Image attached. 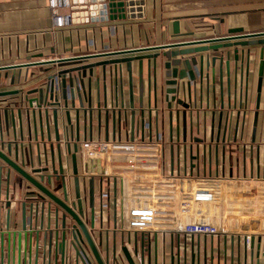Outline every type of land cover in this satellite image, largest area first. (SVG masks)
<instances>
[{
  "label": "crops",
  "instance_id": "1",
  "mask_svg": "<svg viewBox=\"0 0 264 264\" xmlns=\"http://www.w3.org/2000/svg\"><path fill=\"white\" fill-rule=\"evenodd\" d=\"M49 2L50 0H0V68L29 65L0 71V133L6 143L17 140L26 150L31 148L37 166L38 149L44 162V145L47 146L51 166V146L54 144L57 154L56 137L59 135L63 161L69 175L68 191L71 201L76 197L75 177L72 156L66 150L71 147L73 153L74 147H79L86 140L142 141V138L156 139L161 135L166 148L167 171L168 161L173 159L169 154L171 148L174 147L176 152V175L199 174L206 178L264 180V71L262 87H259L260 53L264 46H234L177 57L176 60L194 57L199 60L204 57L205 78H198L192 84L191 97L188 96L189 80L179 81L177 101L184 102L189 108L177 101L173 102L172 95L168 97L167 90L173 86L167 85V82L173 79L167 77V59L162 55L170 51L211 45L97 58L79 64L48 63L64 58L226 37L235 29H242L245 34L264 32V0H144L141 9H136L140 11L129 12L126 19L111 20L109 9L107 13L97 10L94 16L90 15L89 20L76 17L63 28L55 26V12L50 8ZM106 3L108 5L109 0ZM72 8L73 5L70 9H60L59 14H74ZM236 50L239 51L238 61L235 60ZM159 54L158 58L144 59L143 63L133 59ZM228 54L230 70L224 65L223 93L220 58L227 62ZM214 58H217L215 76L212 65L210 68L208 66ZM124 59L133 61L130 64L121 63ZM115 60L120 61L98 66ZM88 66H93V76L90 69L82 72L84 88L81 87L82 83L80 86L75 83L74 94L73 86L67 81L68 108L64 109L66 90L57 94L61 107L55 105L47 108L51 117L48 130L44 115L41 124L40 110L37 107L40 104L39 91L46 93L47 81L61 71ZM182 69L183 66L179 68ZM76 74L73 73L74 77ZM29 101L37 102L34 103V108L29 106ZM54 110L58 112V132L52 116ZM67 111L71 114V126L67 122ZM48 138H51L49 142ZM71 138L74 140L69 142ZM55 160L58 161L57 156ZM3 165L0 161V167ZM29 170L28 168L27 171ZM78 172L81 195L86 199L84 203L88 208L90 177L83 175L80 164ZM3 174L5 178L7 170ZM94 184L97 204L98 195L108 187H102L100 178H95ZM27 186L26 181L11 171L10 197L15 196L11 207V232L21 230V213L17 215L16 212L19 202L26 197ZM114 186L113 183L110 184L113 192ZM6 189L7 183L4 181L0 229L6 226ZM56 195L62 198L61 191ZM114 208L113 201V213ZM87 212L85 211V219L89 221L90 212ZM113 213L108 214L104 223L96 222L93 234L104 260L109 251L110 264H128L123 254L124 248L131 252L136 264H141L142 258L145 264L149 261L151 264H264L263 243L259 249L260 236H255L254 247H251V239L246 234L214 239L195 237L186 246L183 244L184 238L179 240L171 234L135 236L118 232L115 230ZM43 219L42 227L40 218L38 234H34L29 243L23 239L21 249L17 247L16 252L12 247L13 243L8 244L6 238L4 248L0 247V254L4 253V261L0 260V264H63L60 248L57 247L62 238L61 226L57 228L52 220L49 229L47 214ZM67 222L73 223L70 218ZM263 225L264 222L262 229ZM259 227V222L257 228L253 224V229ZM99 236L102 237V247H99ZM124 238L128 245H122ZM67 239L70 240L71 235ZM68 250L70 259L64 264H83L82 260H76L72 247ZM89 254L93 256L91 252Z\"/></svg>",
  "mask_w": 264,
  "mask_h": 264
},
{
  "label": "built area",
  "instance_id": "2",
  "mask_svg": "<svg viewBox=\"0 0 264 264\" xmlns=\"http://www.w3.org/2000/svg\"><path fill=\"white\" fill-rule=\"evenodd\" d=\"M106 1L92 0L91 17L97 10L107 13ZM49 5L55 12L56 27L63 28L72 22L73 14H59L60 9L72 7V0H50ZM52 87L57 97L62 90L61 78L48 80L46 89ZM72 140L69 139V142ZM165 155L161 135L156 139L142 138V141L81 142L77 161L82 170L90 159L106 162L105 174L95 177L101 179L103 188L104 185L108 187L98 195L96 222L104 223L108 214L113 213L114 201V212L119 218L115 230L121 233L135 236L171 234L179 240L195 237L214 239L238 234H246L248 239L253 236L264 238L263 179L176 175L167 171ZM111 183L115 185L117 197H114ZM232 221L237 222V228L232 227ZM255 221L259 222V229H253ZM71 245L72 239H67L65 261L70 259L68 249ZM82 246L87 249L85 244ZM81 255L83 264H90L83 251ZM0 260H3L2 253Z\"/></svg>",
  "mask_w": 264,
  "mask_h": 264
},
{
  "label": "water",
  "instance_id": "3",
  "mask_svg": "<svg viewBox=\"0 0 264 264\" xmlns=\"http://www.w3.org/2000/svg\"><path fill=\"white\" fill-rule=\"evenodd\" d=\"M92 0H72L73 8L72 10L75 12L73 14V19L76 17H83L87 18L89 20V17L91 15V11H93V6L91 4ZM144 5V0H109V3L107 5V8L109 9L110 19L111 20H117V19H126L128 17V13H135L136 9H141L140 7ZM83 12V14L81 12ZM134 15V14H133ZM178 36V35H177ZM259 39V40H255ZM201 45H211L210 47H202L197 49H189V50H183V51H170L163 53L162 57L167 59V62L165 63V68L168 70L167 77L173 80H170L167 82V85L176 87V89H169L167 90L168 94H176L177 90L179 88V81L188 79L189 82L187 83V86L189 88L188 90V96L191 95V86L193 83L197 81V79L204 80V57H201L199 60L197 57L191 58V59H178L177 57L190 55V54H198L202 52H209L211 50L217 51L221 48H231L234 46H241V47H248V46H264V32H258V33H250L245 34L244 30L242 29H235L231 30L229 32V36L226 37H220V38H212V39H206V40H193V41H185V42H176L171 44H166L162 46L157 47H150V48H142L137 50H130L125 52H113L108 54H93L88 56H80L75 58H64L59 59L56 61H51L48 63L51 64H58V65H67V64H79L91 59H97V58H104V57H116V56H122V55H130V54H138V53H145V52H151V51H164V50H173L178 48H184V47H193V46H201ZM159 55L156 56H142L137 59L138 61H141L143 63L144 59H156ZM147 57V58H145ZM230 55L228 54V61L225 62L224 58H220L221 61V75H220V81H221V87L222 92L224 93L223 88V82H224V75H223V67L226 65L228 71L230 70ZM261 58V64H260V89L262 87V76L264 71V49L261 50L260 53ZM133 59H124L121 63H128L130 64ZM235 60H239V51H235ZM120 60H115L114 62H106L105 64H99L98 66H107L110 64L118 63ZM217 58H214L211 63H208V66L212 65L213 67V74L215 76V67H216ZM140 65H143V64ZM226 63V64H225ZM30 65H36V64H30ZM29 65H22V66H14V67H5L0 68V71L8 70L9 68H19ZM183 66L182 70H179V68ZM93 66H88V68L79 67L74 68L71 70H64L61 71L60 74H57L55 77L61 78V85L62 90H66V96L65 100L66 103L64 104V109L68 108V94H67V82L65 79L69 78V74L77 73L75 77H73V80L75 83L80 86L82 83V88H84V74H82L83 71H86V69H90V74L93 76V71L91 70ZM199 70H196L198 69ZM68 75V77L66 76ZM66 76V77H64ZM50 79V80H52ZM208 79V77H206ZM81 80V81H80ZM72 86V83H70ZM80 90V89H79ZM40 99H39V105L38 110H40V115L43 113V108H46L45 110V118H46V124L48 127V130H50V114H49V107L51 106H59L61 107V103L57 102L52 104L51 101L54 99L57 100L58 97H55L53 93V87L50 88V90L46 89V93H44L43 90L39 91ZM73 99V96H72ZM172 101H177L175 97L172 98ZM82 102V101H81ZM179 104L184 106L185 108H189V105L184 104V102H181L180 100L177 101ZM34 103L29 101V106L31 108H34ZM83 103V102H82ZM83 106V104H81ZM171 107V104H170ZM43 115V114H42ZM79 115V114H78ZM53 120L54 125L57 128V132L59 130V120H58V112L57 110L53 111ZM67 116V122L71 126L72 125V119L70 112H66ZM114 116L116 117V112L114 113ZM79 116H77V119L79 121ZM7 124V120H6ZM41 124H43L42 116H41ZM14 128H16V122H14ZM49 134V133H48ZM50 135V134H49ZM38 139V137H36ZM51 138H48V142ZM21 140L23 141V134L21 135ZM44 138H42V141ZM56 142L58 144L56 150L57 154L54 149V144H52V159H51V166L49 165L48 157H47V146L44 145V162L42 161V154L40 149L37 151V157H38V166L35 163L34 153L32 149H25L23 145L19 144L17 140H14V142L6 143L3 139V134L0 133V161L4 163L3 166L0 167V202L3 196V183L4 181L7 183V189L5 194V199L7 202H4V206L7 209V215H6V226L5 228L0 229V244L1 247L4 248L6 238L7 243L11 244L13 243L14 252H16V248L21 249L23 245V239L28 243L29 240L34 236V234H38V228L39 225L42 223V227L44 225V216L47 214V225L50 229V226L52 224V220L55 222V226L58 228V226H61L62 231V238H61V248H60V255L63 259V264L65 262V251H66V240H67V234L72 236V245L74 248L80 244V241H83V243L86 245V248L88 251H90L96 261V264H110V257H109V251L107 259H103L99 248L97 247L93 234L96 231V207L94 204V190H95V177L96 176H103L106 172V162L102 159H90L87 163L83 166V175L85 177H90V183H89V207L86 208L85 203L86 199L82 198V191H81V185H80V178H79V172H78V161H77V151L78 146L76 145L74 147V152L72 153L71 147H67V154L72 156V163H73V176L75 177L74 180V186H75V192L76 197L75 200L71 202L70 200V194L68 191V176H67V170L64 167V161H63V151H62V145L60 144V137L57 135ZM187 151V150H185ZM14 152V159H12ZM57 156L58 161L55 160V157ZM184 157H186V152L184 154ZM43 163L46 164L43 166ZM30 169L27 171V169ZM4 170H7V175L4 178ZM11 171L16 172L20 178L28 183L26 193V197L23 201L19 202V208L16 212L17 215H19V212L21 213V230L11 232V217H12V201L15 199V196L10 197V182H11ZM50 172V173H49ZM5 179V180H4ZM21 189L22 185L20 184ZM16 188V186H15ZM59 191L62 192V198L57 196L56 193ZM85 211L90 212V220L85 221ZM54 214V216L52 215ZM61 214V216H60ZM41 218V223H40ZM70 218L73 222V224L69 225L67 222V219ZM90 226V229H89ZM264 226V225H263ZM232 227H237V222L232 221ZM258 227V222L254 223V228ZM58 239V238H57ZM255 237H252L251 247H254L255 245ZM259 249H261V244L263 243L264 247V240L262 238L258 239ZM12 245V244H11ZM30 246V244H28ZM77 245V246H76ZM59 247V246H58ZM99 247H102V237L99 236ZM123 252L127 254V249L124 248ZM260 256V253H259ZM2 258L4 260V253H2ZM80 258V257H79ZM77 257V260L79 259ZM2 260V261H3ZM130 264H134L133 260H129ZM90 263V261H89ZM145 264L144 258H142V263ZM148 264H151V261L148 262Z\"/></svg>",
  "mask_w": 264,
  "mask_h": 264
},
{
  "label": "rangeland",
  "instance_id": "4",
  "mask_svg": "<svg viewBox=\"0 0 264 264\" xmlns=\"http://www.w3.org/2000/svg\"><path fill=\"white\" fill-rule=\"evenodd\" d=\"M73 77H74V75L73 74H69V78H67V79H65L66 80V82L67 81H70V83H72V86H73V93L75 94V82H74V80H73ZM170 89H176V87H172V88H170ZM169 90V89H168ZM170 95H172V98L173 97H175L176 98V100H177V95H178V90H177V93L176 94H168V97H170ZM57 102H59V100L57 99V100H53V101H51V103L52 104H54V103H56L57 104ZM169 102H171V100H169ZM82 103V102H81ZM83 104V103H82ZM44 112V114H45V111H43ZM43 114V113H42ZM41 114V116H42V120L44 119V114L42 115ZM91 126V125H90ZM171 153V154H170ZM169 154L170 155H172V157H173V159H171L170 158V161H168V169H169V171L171 172V173H175L176 172V167H175V165H176V152H175V150H174V147H172L171 148V151L169 152ZM168 160H169V157H168ZM178 163H180V159H179V162ZM181 165V164H180ZM94 194H95V190H94ZM117 197L118 196V193H117V191L115 190V192H114V197ZM94 204H95V207H96V197L94 198ZM115 209V208H114ZM114 214V221H115V223L117 224V217H118V213H113ZM69 224V223H68ZM73 224V223H72ZM69 225H71V224H69ZM69 236V234H67V237ZM59 231H58V234H57V238L59 239ZM71 239H72V236H71ZM189 242V240H187V239H183V244H186V246H187V243ZM127 242H126V240H125V238L123 239V242H122V245L124 246L125 244H126ZM80 244H81V246H80ZM80 244H78V246L76 247V248H74L73 246H72V249H73V251H74V253H75V256L76 257H80L81 258V260H83L82 259V255H81V253H82V251L85 253V255H86V257L88 258V260L90 261V264H96L95 263V261H94V259H92V257L90 256V254H89V252H88V250L87 249H83L82 247V245H84L83 244V241H80ZM127 245H128V243H127ZM58 246H59V248H61L60 246H61V241L60 242H58ZM57 246V247H58ZM60 250V249H59ZM60 254V253H59ZM123 254L125 255L124 257H125V259L127 260V263L128 264H130V262H129V260L130 259H132L133 260V257H132V254H131V252H129L128 250H127V254L125 253V252H123ZM133 262H134V264H136L135 263V261L133 260Z\"/></svg>",
  "mask_w": 264,
  "mask_h": 264
}]
</instances>
